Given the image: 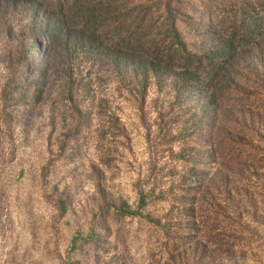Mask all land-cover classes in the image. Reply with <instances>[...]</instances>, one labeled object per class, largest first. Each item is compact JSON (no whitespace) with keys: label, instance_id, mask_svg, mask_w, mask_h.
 I'll use <instances>...</instances> for the list:
<instances>
[{"label":"rangeland","instance_id":"obj_1","mask_svg":"<svg viewBox=\"0 0 264 264\" xmlns=\"http://www.w3.org/2000/svg\"><path fill=\"white\" fill-rule=\"evenodd\" d=\"M91 1L98 38L67 53L57 0H0V264H264V0ZM172 22L252 58L219 90L112 56Z\"/></svg>","mask_w":264,"mask_h":264},{"label":"trees","instance_id":"obj_2","mask_svg":"<svg viewBox=\"0 0 264 264\" xmlns=\"http://www.w3.org/2000/svg\"><path fill=\"white\" fill-rule=\"evenodd\" d=\"M91 2V0H57L58 9L61 11L60 16L55 18L54 13H49L46 16L45 38H49V33H53L57 39L61 38L60 46L67 53L75 47L90 52L98 38V27L94 24L111 7H103L102 2L98 4H91ZM31 3L34 10L36 6H39V10L44 6V0H31ZM38 8L35 12H38ZM259 15L256 18L263 21L262 14ZM166 34L170 39L167 44L158 42L156 38L152 40L153 37L145 29L140 33L139 28H131L129 35L124 38L126 50L124 52L115 50L112 56H116V58L117 56H127L125 61L129 62L130 66L141 65L154 73L170 74L172 72L178 81L188 84L192 81L196 83L201 81L203 76L199 73L202 72L207 84L209 86L218 84V86L220 85L217 88L219 90L225 88V83L235 82L233 74L237 70L236 64L238 65L246 58H252L236 57L243 53L241 49L244 45L241 43L246 38L242 34L240 36L238 34L234 38L229 37V40L219 39L217 48L208 55V58L203 59L187 50L175 22L168 25ZM261 44L264 45V41L254 45L262 50ZM117 46L114 45V47ZM253 59L256 58L253 57ZM206 61L207 68L204 65ZM64 62L66 65L68 64L67 69H70L68 56H65Z\"/></svg>","mask_w":264,"mask_h":264}]
</instances>
